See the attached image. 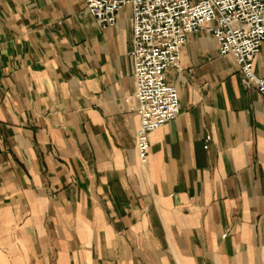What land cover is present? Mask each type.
Wrapping results in <instances>:
<instances>
[{"label": "crops", "instance_id": "1", "mask_svg": "<svg viewBox=\"0 0 264 264\" xmlns=\"http://www.w3.org/2000/svg\"><path fill=\"white\" fill-rule=\"evenodd\" d=\"M85 6L0 0V264H264V97L189 35L142 164L131 8Z\"/></svg>", "mask_w": 264, "mask_h": 264}, {"label": "built area", "instance_id": "2", "mask_svg": "<svg viewBox=\"0 0 264 264\" xmlns=\"http://www.w3.org/2000/svg\"><path fill=\"white\" fill-rule=\"evenodd\" d=\"M131 8L135 135L140 162L147 163L149 135L180 112L177 88L166 78L180 69L181 48L189 35L204 31L217 42L220 55H231L241 82L264 97V78L254 61L264 44V0H86L85 11L102 27L116 23L119 11ZM212 136L204 137L208 149Z\"/></svg>", "mask_w": 264, "mask_h": 264}]
</instances>
